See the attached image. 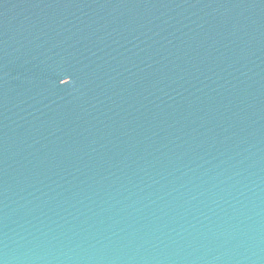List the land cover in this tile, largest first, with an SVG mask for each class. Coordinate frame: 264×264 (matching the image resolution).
<instances>
[{
  "label": "water",
  "instance_id": "1",
  "mask_svg": "<svg viewBox=\"0 0 264 264\" xmlns=\"http://www.w3.org/2000/svg\"><path fill=\"white\" fill-rule=\"evenodd\" d=\"M0 264H264V0H0Z\"/></svg>",
  "mask_w": 264,
  "mask_h": 264
}]
</instances>
